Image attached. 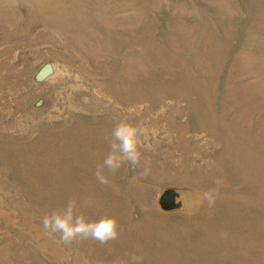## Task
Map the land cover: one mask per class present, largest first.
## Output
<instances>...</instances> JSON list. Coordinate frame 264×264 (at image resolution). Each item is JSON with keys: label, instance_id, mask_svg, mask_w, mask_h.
<instances>
[{"label": "rangeland", "instance_id": "rangeland-1", "mask_svg": "<svg viewBox=\"0 0 264 264\" xmlns=\"http://www.w3.org/2000/svg\"><path fill=\"white\" fill-rule=\"evenodd\" d=\"M122 120L141 161L102 185ZM73 197L119 237L46 236ZM132 254L264 264V0H0V264Z\"/></svg>", "mask_w": 264, "mask_h": 264}, {"label": "clouds", "instance_id": "clouds-1", "mask_svg": "<svg viewBox=\"0 0 264 264\" xmlns=\"http://www.w3.org/2000/svg\"><path fill=\"white\" fill-rule=\"evenodd\" d=\"M163 111L162 108L161 112ZM142 134L143 130L129 121L122 120L115 125L110 134L108 154L95 172L99 184L107 185L109 182L104 169L114 175L124 164L135 167L140 163ZM41 223L46 236L51 238L59 234V242L69 246L73 242L87 239L105 245L119 237V224L115 216L105 215L98 220H89L79 211L75 197L69 199L63 208L53 209L45 214ZM143 259L141 255L132 254L126 264H143Z\"/></svg>", "mask_w": 264, "mask_h": 264}, {"label": "water", "instance_id": "water-1", "mask_svg": "<svg viewBox=\"0 0 264 264\" xmlns=\"http://www.w3.org/2000/svg\"><path fill=\"white\" fill-rule=\"evenodd\" d=\"M53 71L54 65L50 62L41 69V71L37 74L36 79L42 81L46 77H48Z\"/></svg>", "mask_w": 264, "mask_h": 264}]
</instances>
